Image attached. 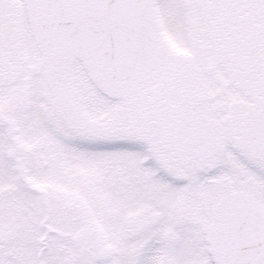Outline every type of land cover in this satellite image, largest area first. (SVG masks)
I'll use <instances>...</instances> for the list:
<instances>
[{
  "label": "snow or ice",
  "instance_id": "obj_1",
  "mask_svg": "<svg viewBox=\"0 0 264 264\" xmlns=\"http://www.w3.org/2000/svg\"><path fill=\"white\" fill-rule=\"evenodd\" d=\"M0 264H264V0H0Z\"/></svg>",
  "mask_w": 264,
  "mask_h": 264
}]
</instances>
